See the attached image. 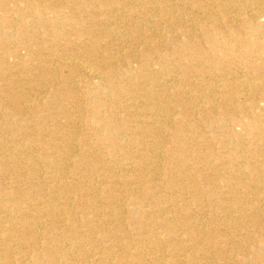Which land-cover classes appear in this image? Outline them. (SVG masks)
Instances as JSON below:
<instances>
[{
	"label": "bare ground",
	"instance_id": "6f19581e",
	"mask_svg": "<svg viewBox=\"0 0 264 264\" xmlns=\"http://www.w3.org/2000/svg\"><path fill=\"white\" fill-rule=\"evenodd\" d=\"M5 80L0 264H264V0H0Z\"/></svg>",
	"mask_w": 264,
	"mask_h": 264
},
{
	"label": "rangeland",
	"instance_id": "374dc122",
	"mask_svg": "<svg viewBox=\"0 0 264 264\" xmlns=\"http://www.w3.org/2000/svg\"><path fill=\"white\" fill-rule=\"evenodd\" d=\"M127 50V49H126ZM19 52L23 53L22 50H19ZM80 52V50H79ZM83 58H85V55H83ZM137 67V64L136 63H132L130 64V68L132 69H135ZM63 74H66V69H62L61 71ZM63 80V79H62ZM3 82V83H2ZM21 88L20 86H14L11 84V81L9 82L8 81H0V134L3 135L6 138H8L7 135H5L3 132L4 130V122L5 120L7 119L6 117V111L10 112L11 113V110L13 111H16L18 110L16 106H14L13 104L10 103V96H14V94H16L17 91H19ZM82 90V88H81ZM34 97V96H33ZM259 105H261L262 103L259 102L258 103ZM14 107V108H13ZM6 109V110H5ZM55 109H49L45 112V109L42 111L43 113L45 112V115L48 113V112H53ZM35 112V109L33 110V113ZM31 113V115L33 114ZM14 117H19V115L17 114H13ZM31 115L29 116H20L23 118V120H25L26 122L29 123L30 126H36L37 124V120L35 117H32ZM43 115V116H45ZM27 119V120H26ZM34 119V120H33ZM46 125H48L50 127V129H57V130H60L62 131L63 133H67L68 129L66 127L63 126V120L59 119V120H52L50 121L49 119L45 122ZM54 125V126H53ZM45 125L41 124V126H38L36 127L37 129L40 127L41 129H46V126L44 127ZM56 127V128H55ZM65 130V131H64ZM82 133L83 135H86L87 134V130H82ZM66 137V136H65ZM11 137L8 138V140L10 139ZM90 140L87 141L86 140V143L89 144ZM6 154H9L8 152ZM17 157V156H16ZM15 155L12 156V159L15 161L17 160H21L20 157H17L16 158ZM19 166V164H18ZM24 169H22L23 171ZM46 171V170H44ZM25 180V178H23ZM9 179H6L4 180L3 178V181H7L8 182ZM26 186L25 184H23V187Z\"/></svg>",
	"mask_w": 264,
	"mask_h": 264
}]
</instances>
